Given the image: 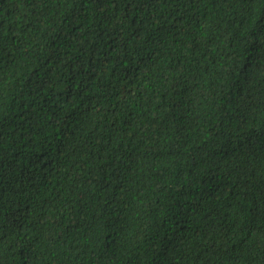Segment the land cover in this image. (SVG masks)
<instances>
[{"label":"trees","instance_id":"obj_1","mask_svg":"<svg viewBox=\"0 0 264 264\" xmlns=\"http://www.w3.org/2000/svg\"><path fill=\"white\" fill-rule=\"evenodd\" d=\"M0 264H264V0H0Z\"/></svg>","mask_w":264,"mask_h":264}]
</instances>
